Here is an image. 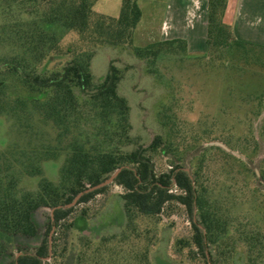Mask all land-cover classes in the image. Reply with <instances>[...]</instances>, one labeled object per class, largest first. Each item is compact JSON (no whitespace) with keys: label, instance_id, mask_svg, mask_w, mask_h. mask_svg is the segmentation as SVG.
<instances>
[{"label":"trees","instance_id":"1","mask_svg":"<svg viewBox=\"0 0 264 264\" xmlns=\"http://www.w3.org/2000/svg\"><path fill=\"white\" fill-rule=\"evenodd\" d=\"M98 1L0 0L1 30L22 45L31 58L0 61V114L9 105L11 82L16 81L18 93L25 91L27 95L17 97L13 103L28 102L42 117L61 128L60 137L68 129L67 124H72L73 117L79 118L84 110H90L100 124L98 130L103 139L95 147L70 141L58 182L42 176V163L24 162L23 166L0 168V264H153L151 252L157 240V225L164 223L178 205L189 214L192 229L190 238L177 239L178 250L196 249L208 264L205 249L209 248V263L225 264L229 241L238 240L245 245L249 264L262 263L264 229L257 221L239 223L238 228L232 226L221 203L206 193L202 170L205 153L215 149L229 154L219 147H211L191 172L183 165L174 164L168 171L157 173L155 154L171 151V142L158 135L147 147L123 149L130 141L131 124L128 101L118 92L122 75L116 66L110 65L108 73L96 80L90 70L95 49H128L150 68L163 54L183 55V58L190 55L185 40H161L156 25L142 23L139 0H123L119 17L97 13L94 5ZM228 2L208 0L206 53L192 58L196 65L205 67L208 74L217 75L220 80L228 75L239 78L251 73L253 69L248 66L251 61L260 62L257 50L264 49L263 45L235 36L232 26L224 19ZM51 24H59L66 35L58 38L47 33L44 25ZM141 28L145 32L154 29L156 39L139 45ZM55 60L66 63L60 70L51 72L49 66ZM233 91L236 87H229L223 93L233 95ZM254 92L244 91L238 99L225 101L238 103L237 110L242 112L247 125L246 136L253 135L252 122L264 101V90ZM247 96L252 98L244 100ZM173 115L176 119L175 112ZM168 116L164 115L162 124L174 130L176 137H181L188 128L191 147L208 139L210 131L205 124L187 127L178 118L167 122ZM51 152L47 155H53ZM120 168L113 183L83 195L71 208L55 210L54 221L49 217L45 237L35 250L19 246L20 241L39 236L35 213L40 208L52 210L68 205L79 193L104 182ZM19 175L38 177L37 189L20 190ZM114 186L122 191L109 195ZM99 195L111 196L114 204L111 212L103 211L106 206L99 211L89 205ZM114 213L119 216L118 221L114 219L119 226L117 232L98 238L84 233L93 218L106 220ZM53 225L50 254L49 234ZM230 231L237 233V239ZM74 233L77 241L72 239ZM10 248H16L22 255L9 259Z\"/></svg>","mask_w":264,"mask_h":264},{"label":"rangeland","instance_id":"2","mask_svg":"<svg viewBox=\"0 0 264 264\" xmlns=\"http://www.w3.org/2000/svg\"><path fill=\"white\" fill-rule=\"evenodd\" d=\"M122 1L99 0L94 5V10L111 17H119ZM139 1L144 11L143 24H150L153 20L158 23L162 15L164 16V8L159 2ZM44 30L55 34L58 38L66 35L65 29L59 24L44 25ZM8 34L0 28V61L20 59L23 56L30 60L24 47ZM155 39L154 29L145 32L141 28L137 43L145 45ZM257 51L260 62L257 64L256 61H251L248 66L250 70L253 69L251 73L239 78L228 75L221 80L217 75L208 74L205 67L202 69L192 61V58L204 56L206 51H195L198 52L196 56L187 55L185 58L183 55L178 57L163 54L155 66L150 68L144 60L135 57L128 49L101 47L95 49L90 62V70L96 80L108 73L110 65L116 66L121 72L122 79L118 92L128 101L131 124L130 141L123 149L147 147L158 135L167 142H171V151L155 154L154 164L157 173L168 171L174 164L183 165L191 172L201 163L203 154L211 147H219L229 154L227 156L215 149L205 153L206 156L202 161L203 182L207 195L221 203L226 213L225 217L236 228L239 223L257 221L264 229V177L262 176L264 172V101L260 113L253 119L252 136L245 135L247 125L244 124L242 112L237 110L238 103L225 102L238 99L239 94L244 91H255L252 94H257L256 90H264V49ZM183 59L185 62H181ZM65 63V60H55L49 66V71L60 70ZM17 84L16 81L11 82L9 97L11 100L9 99V105L0 114V168L4 169L8 166L11 169L16 165L23 166L24 162L25 164L26 162L28 164L42 163V176L58 182L60 169L68 155L69 142L78 141L85 143L86 147H95L97 141L103 140L98 130L100 124L92 111L84 110L79 118H72V124H67L68 129L64 136L60 137L61 128L42 117L28 102L13 103L17 97L27 95L25 91L18 93L20 89L17 88ZM229 87H236L233 95L223 93L228 91ZM247 98L250 100L252 97L247 96L244 100ZM170 108L171 110H168ZM173 112L183 123L182 125L186 126L187 123V127L195 126L197 123L205 124L210 131L208 139L193 148L190 146L191 136L188 128L180 134L181 137H176L174 130L162 124L166 114L169 115L167 118L169 123L177 119ZM235 118L237 121L233 122ZM214 142L223 144L225 148L217 145L207 146ZM50 152L53 155H47ZM18 178L20 190L37 189L38 177L19 175ZM121 191L120 187L114 186L110 189L109 195H115ZM111 199V196L99 195L89 205L99 211L106 206L107 208L103 211L111 212L114 206ZM49 217L51 218V210L40 208L35 213L36 222L40 227L39 236L22 240L19 246L35 250L45 237ZM117 218L119 219L117 213L106 220L100 217L93 218L84 233L98 238L103 234L117 232L119 226L114 222V219L118 221ZM231 234L237 239L236 232L230 231ZM191 235L189 214L178 205L171 216L165 218L164 223L157 225V240L151 252L152 263L205 264L202 254L196 249L191 248L194 252L190 248L178 250L176 246L177 239L190 238ZM72 239L77 241V234H72ZM18 253L21 252L16 248H10L9 259L13 255L16 258ZM205 253L210 264V249L206 248ZM225 253L227 257L225 264H249L242 241L237 240L235 243L230 240ZM260 262L264 264L263 259ZM219 264L224 263L219 262Z\"/></svg>","mask_w":264,"mask_h":264},{"label":"crops","instance_id":"3","mask_svg":"<svg viewBox=\"0 0 264 264\" xmlns=\"http://www.w3.org/2000/svg\"><path fill=\"white\" fill-rule=\"evenodd\" d=\"M154 1L164 8L158 23L151 22L158 27L161 40H185L190 56L206 51L208 0ZM224 19L239 40L264 46V0H229Z\"/></svg>","mask_w":264,"mask_h":264},{"label":"water","instance_id":"4","mask_svg":"<svg viewBox=\"0 0 264 264\" xmlns=\"http://www.w3.org/2000/svg\"><path fill=\"white\" fill-rule=\"evenodd\" d=\"M213 145H217V146H221V147L225 148V146H224L223 144H221V143H217V142L209 143L207 146H213ZM121 170H122V168H120V169H118L117 171H115V173H114L111 177H109L107 180H105L104 182H102V183H100V184H98V185H95V186L89 187L87 190H85V191L79 193V194L73 199V201H72L70 204L65 205V206H57V207L53 208V209L51 210V219H52V221H54V211H55V210H57V209H61V208H63V209L71 208V207H73V206H75V205L77 204V202L79 201V199H80L83 195H85V194H87V193H90V192H93V191H95V190H98V189H100V188H102V187H104V186H107V185L113 183L114 179L117 177V175L119 174V172H120ZM186 171H189V170L186 169ZM54 232H55V226L53 225V226H52V230H51V232H50V234H49L50 254H51V247H52V241H53L52 238H53ZM20 255H22V253H18L16 257H19Z\"/></svg>","mask_w":264,"mask_h":264}]
</instances>
